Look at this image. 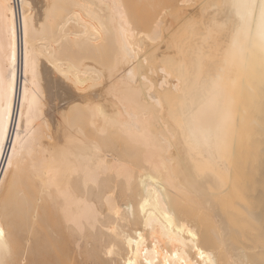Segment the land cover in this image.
Listing matches in <instances>:
<instances>
[{
  "label": "bare ground",
  "instance_id": "6f19581e",
  "mask_svg": "<svg viewBox=\"0 0 264 264\" xmlns=\"http://www.w3.org/2000/svg\"><path fill=\"white\" fill-rule=\"evenodd\" d=\"M144 1L0 0L3 264H264L258 21Z\"/></svg>",
  "mask_w": 264,
  "mask_h": 264
},
{
  "label": "snow or ice",
  "instance_id": "6c2138e0",
  "mask_svg": "<svg viewBox=\"0 0 264 264\" xmlns=\"http://www.w3.org/2000/svg\"><path fill=\"white\" fill-rule=\"evenodd\" d=\"M214 8H222L226 12L229 9H239L244 8L246 11L241 14L239 11L236 12V18L239 20V26L237 28L236 33L234 34V39L238 38L241 34L245 36L247 39L249 33L251 32V28L254 22L258 21L259 28V46L261 52L264 53V0H243V2H239V0H230L228 3L214 5ZM33 75L35 76V66L33 65ZM8 108L5 106L3 109H0V145H3L5 133L7 132V117ZM15 149V145H13V150ZM9 164H11V158H9ZM3 233L0 232V236ZM3 264V262H0ZM129 264H132V261H129Z\"/></svg>",
  "mask_w": 264,
  "mask_h": 264
},
{
  "label": "rangeland",
  "instance_id": "374dc122",
  "mask_svg": "<svg viewBox=\"0 0 264 264\" xmlns=\"http://www.w3.org/2000/svg\"><path fill=\"white\" fill-rule=\"evenodd\" d=\"M38 1H39V0H36L35 3L38 4V3H39ZM131 1H132V0H131ZM131 1H130V2H131ZM134 1H135V0H134ZM134 1H132L133 4H134V5L137 4L136 6H139V8L142 7V6L144 7L146 4H147V5L149 4V3H147V2L145 3V1H148V0H145V1H144L145 4H141V2H143V0H141V2H139L138 0H136L137 2H135V3H134ZM192 1H193V2H192ZM192 1L189 2L190 5H189V4H186V5H189L188 7H185V6H184V8H186L185 10H187L186 13H187V12H191L192 10L194 11V10L196 9L195 6L197 7L198 3L201 2L200 0H197V1H199L198 3H197L196 0H192ZM128 2H129V0H128V1L126 0L127 5L129 4L128 6H130L131 4H130V2H129V3H128ZM132 2H131V3H132ZM148 2H149V1H148ZM152 2H153V0H152ZM194 2H195V3H194ZM139 3H140V5H139ZM201 3H202V4H200V3H199V4H200L201 6H204V5L206 4V0H202ZM133 4H132V5H133ZM134 5H133V6H134ZM149 5H150V4H149ZM200 5H199V7H200ZM39 6H41L40 3L38 4V7H39ZM147 7H148V8H147ZM147 7H146V6L144 7L145 9L147 8V9L145 10V13H146V11L149 9V6H147ZM190 7H191L192 9H191ZM129 8H130V7H129ZM131 8H132V9H131ZM131 8H130V9H131V12H132V13L135 12L134 15H137L138 13L140 14L141 11H140V12H139V11H135V10H137L138 7H136V8L131 7ZM139 8H138V9H139ZM189 8H190V10H189ZM133 9H134V12L132 11ZM140 9H142V8H140ZM198 9H199V8H197L196 10H198ZM175 11H176V10H175ZM198 11H199V10H198ZM198 11L196 12V16H195V17H197V16H199V15H200V16L197 17L198 19H197V18L195 19V17H194V21H195V22H196V21L199 22V20L201 21V20L203 19V17H201L202 14H199L200 12H198ZM136 12H138V13L136 14ZM142 12H143V11H142ZM145 13H142V14H145ZM148 13H150V15H151V12H149V10H148V12H147V14H146L147 16L145 17V18H148V19H146L147 22H146L145 20H143V19H142V20L140 19V20L142 21V23H144V21H145L147 25H150V23H149L150 21H149V17H148L149 15H148ZM169 13H170V14L172 13L171 15L174 16V14H175L176 12H174V10H173V11H171V12H169ZM169 13L167 12L165 15H167V14L169 15ZM173 13H174V14H173ZM139 14L136 16L137 18L135 17L136 20H137V19L139 20V16H140ZM142 14H141L140 18H142V17L145 16V15L142 16ZM184 14H185V13H184ZM198 14H199V15H198ZM168 15H167V16H168ZM170 17H171V16H170ZM200 17H201V18H200ZM172 18H173V17H172ZM173 19H175V17H174ZM138 20H137V21H138ZM141 21H139V23H140ZM194 21H193V22H194ZM182 22H183V24L186 23V22L184 23V21H182ZM182 22H181V23H182ZM148 23H149V24H148ZM140 25H141V24H140ZM140 25H139V26H140ZM179 25L181 26L180 23H179ZM191 25H192V24H191ZM144 26H146L145 23H144ZM180 26H178V27H180ZM182 26H184V25H182ZM149 27H150V26H148V28H149ZM178 27H176V28H178ZM185 27H186V26H185ZM185 27H184V28H185ZM190 27H191V26H190ZM184 28L182 27V29H184ZM178 29H179V28H178ZM185 29H186V32H187V29H189V27H186ZM185 29H184V31H185ZM176 31H177V30H176ZM182 31H183V30H181V34H182ZM179 33H180V31H179ZM179 33H178V35H176L177 37H179ZM173 34H174V33H173ZM173 34H172V35H173ZM183 34H185V33L183 32ZM174 36H175V35H174ZM180 36H181V35H180ZM182 36H183V35H182ZM170 37H171V36H169V38H170ZM184 37H185V35H184L183 37H181V38H177V40L179 41V40H181L182 38L184 39ZM186 37H188V35H187ZM186 37H185V38H186ZM183 39H182V40H183ZM166 40H168V39H166ZM162 44H164V45L166 46L167 43H166V41H164V43H161V45H162ZM165 46H163V47L166 48ZM164 48H162V49L165 50ZM169 48L172 49L171 46H170ZM162 49H161V50H162ZM158 50H159V51H157V52H160V49H158ZM168 50H169V49H167V51H168ZM169 51H170V50H169ZM172 52H173V51H171V53H172ZM155 56H156V55H155ZM85 59H86V58H85ZM101 59H105V58H101ZM152 59H153V60L156 59V60L153 61ZM152 59H151V61H153V63H157V62L159 63V61H160V60H157V59H159L158 57H154V58H152ZM101 61H102V62H101V65H100V66H102V65L104 64L103 62H105L106 60H101ZM155 61H157V62H155ZM98 62H99V60H98ZM158 63H157V64H158ZM109 64H110V63H109ZM104 65H106V64H104ZM104 65H103V66H104ZM103 66H102L101 69L104 70V71H106V70L103 68ZM105 67H106V66H105ZM106 69H107V68H106ZM102 84H103V83H99L98 85H99V86H102Z\"/></svg>",
  "mask_w": 264,
  "mask_h": 264
}]
</instances>
